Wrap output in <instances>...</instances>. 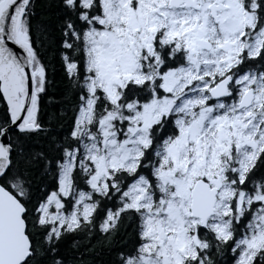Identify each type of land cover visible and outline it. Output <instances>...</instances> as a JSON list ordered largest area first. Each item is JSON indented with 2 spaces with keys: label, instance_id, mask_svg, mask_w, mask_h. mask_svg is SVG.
I'll return each instance as SVG.
<instances>
[{
  "label": "snow or ice",
  "instance_id": "snow-or-ice-1",
  "mask_svg": "<svg viewBox=\"0 0 264 264\" xmlns=\"http://www.w3.org/2000/svg\"><path fill=\"white\" fill-rule=\"evenodd\" d=\"M101 251L264 264V0H0V264Z\"/></svg>",
  "mask_w": 264,
  "mask_h": 264
},
{
  "label": "trees",
  "instance_id": "trees-1",
  "mask_svg": "<svg viewBox=\"0 0 264 264\" xmlns=\"http://www.w3.org/2000/svg\"><path fill=\"white\" fill-rule=\"evenodd\" d=\"M66 85H67V81L61 80L59 76L56 77L55 86L52 91H53V95L56 96L57 99L60 98V93ZM57 109L58 106H53L52 110H57ZM93 243H95V241H93ZM90 259H94L95 264H107V261L109 260V256L105 252L101 251L99 256L90 257Z\"/></svg>",
  "mask_w": 264,
  "mask_h": 264
}]
</instances>
